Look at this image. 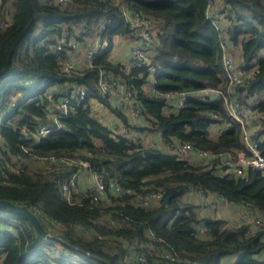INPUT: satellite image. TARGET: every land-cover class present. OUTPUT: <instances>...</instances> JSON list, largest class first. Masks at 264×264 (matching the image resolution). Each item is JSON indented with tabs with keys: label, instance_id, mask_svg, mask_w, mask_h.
Wrapping results in <instances>:
<instances>
[{
	"label": "trees",
	"instance_id": "1",
	"mask_svg": "<svg viewBox=\"0 0 264 264\" xmlns=\"http://www.w3.org/2000/svg\"><path fill=\"white\" fill-rule=\"evenodd\" d=\"M123 5L149 19L156 38L149 62L131 68L110 58L115 36L137 40ZM0 10V18L9 15L0 28V199L27 206L48 234L38 236L24 216L0 208L9 214L0 215L7 230L0 237V264H225L229 258L232 264H264V175L252 168L242 176L224 173L215 156L244 149L239 122L220 96H188L171 110L164 95L226 90L220 43L239 47L240 70L251 74L237 98L240 104L258 99L252 109L264 156V0H2ZM214 13L223 15L218 22H225V36ZM96 34L108 47L91 66L64 71L60 58H68L72 40ZM101 72L131 88L141 122L100 90ZM81 89L86 94L79 99ZM18 91L25 97L10 108L6 97ZM64 95L74 104L55 122L49 112H57L54 104ZM95 100L139 138L113 130L95 114ZM41 123L53 125L37 139ZM215 124L221 126L213 137ZM151 132L169 146L188 142L211 156L203 164L174 149L149 147L140 135ZM79 169L103 179L106 198L94 200L89 190L74 193V201L64 198L60 184L68 180L70 186ZM112 184L123 191L113 192ZM193 191L252 211L260 222L198 216L200 203L185 199ZM152 192L160 198L145 204Z\"/></svg>",
	"mask_w": 264,
	"mask_h": 264
},
{
	"label": "built area",
	"instance_id": "2",
	"mask_svg": "<svg viewBox=\"0 0 264 264\" xmlns=\"http://www.w3.org/2000/svg\"><path fill=\"white\" fill-rule=\"evenodd\" d=\"M57 2H63V0H55ZM2 4V0H0V6ZM122 15L125 21L128 23L129 27L133 30L135 36L137 37V44L134 45L130 50V59L126 64L127 68H131L136 65L138 62L147 63L149 62V55L151 53L152 45L154 44L155 33H154V25L150 22L149 19L145 18L142 13L136 9L130 8L129 6L123 5L121 7ZM1 15V10H0ZM216 20L214 24L216 27L220 29L222 35H226L225 22L219 23L218 21H223L222 13H214ZM9 22V15L5 14L2 18H0V28L5 26ZM103 27V24L100 25ZM99 31V30H98ZM101 32V31H100ZM99 32V33H100ZM67 38V34L63 35V40ZM221 47L224 49V54L222 56V62L225 70V74L228 79V85L226 90L215 89L212 87H204L194 91H169L164 93L165 97L169 100L168 102L172 105L171 110H177L181 108L185 104V100L188 96H195L197 98H205L206 96H210L212 93L215 96H220L224 99L227 111L232 118L237 120L241 127L240 138L244 145V149L237 151L234 154L222 153L218 152L215 156L221 158L223 165V172L226 173L231 172L234 176H242L245 174L246 170L249 168L255 169L264 175V156L261 154L258 147V134L257 129H253L256 120V116L254 114L255 110L252 109L253 105H256L258 102L257 98L250 99L247 104H240L237 98V88L242 85V83L246 80L245 78L251 74V70H239L231 53H229V45L227 40L221 41ZM73 47L76 45V41L72 40ZM108 41L100 36L99 34L94 35L93 41L90 46L87 48L83 60L82 67L91 66L92 60L94 56L106 49L108 47ZM60 63L62 69L64 71L70 72L71 70L78 68L75 64L74 60L70 57L68 58H60ZM156 68L151 67L150 70H155ZM152 81L154 80L153 74L151 75ZM98 86L101 91L104 93H109L111 95L117 96V102L115 106L119 109L128 113L133 122H139L142 117L140 115V108L138 106L137 101L134 98L133 92L129 86H122L119 84V81L115 78H109L108 75L104 72H101L98 79ZM151 90L153 93L157 95H161L154 90L152 87ZM86 91L81 89L79 91V99L84 98ZM25 97L24 94H19L18 97L13 98L11 94L7 95L8 106L10 108L12 105H16ZM70 102L68 96L64 95L59 98V101L55 102L54 107L55 111L50 110L49 116L53 118L56 122V119L63 116L68 112L71 108V105L74 103ZM5 114V112H3ZM3 115V114H2ZM52 123H41L36 137L39 139L42 136H45L51 131ZM113 130L119 133H123L128 137H133L134 139L139 138L135 133L132 135L131 131L123 126L122 121H116L113 125H110ZM123 126V127H122ZM253 134H257V137H253ZM135 135V136H134ZM163 146L165 149H169L172 151L173 149L177 151L182 157L187 158L190 162H199L202 160L203 164H206L208 159L211 156V153L207 150H199L192 147V145L188 142L181 143L177 148L176 146H169L163 140ZM176 148V149H175ZM16 159L21 160L22 157L18 154H14ZM82 164L87 165L86 161H82ZM76 180V181H75ZM75 181V182H74ZM91 181V184H89ZM103 179L96 173L92 171H88L86 169H79L74 172L71 177V185L69 186L68 180L62 182L60 184V190L64 195V198L67 201H74L75 194L80 191H92L93 199H104L106 198V192L104 187ZM111 188L113 192L123 191L119 185L112 184ZM203 198H206L213 207H215L217 199L221 200L225 204H230L226 199H222L216 197L212 194L206 195L200 193ZM159 192H152L146 195L143 198V202L145 204H149L150 202H156L160 198ZM243 215H240L239 218L245 217L246 221L258 224L260 222V218L258 214L251 211L250 214L248 210L244 209ZM238 220V219H237ZM234 221H227L226 224L234 223ZM205 227L202 228V231H205ZM6 229L4 227H0V237H2L6 233ZM140 259L144 260V256L140 255ZM1 261V255H0ZM231 260L229 264H232Z\"/></svg>",
	"mask_w": 264,
	"mask_h": 264
},
{
	"label": "crops",
	"instance_id": "3",
	"mask_svg": "<svg viewBox=\"0 0 264 264\" xmlns=\"http://www.w3.org/2000/svg\"><path fill=\"white\" fill-rule=\"evenodd\" d=\"M93 38H94V36H92V37L86 36V37H84L83 40L77 41L73 50L68 53L69 54L68 57L71 56V59H74L76 64L78 65L83 60L84 54H85L87 48L92 43ZM137 41L138 40H130L128 38H122L119 36H115L114 40H113V46H112V49L110 52V58L114 61H120L123 64L127 63L128 60L130 59V50L134 45L137 44ZM230 49L231 48H229V50ZM237 49H238L237 51L239 54L240 49L238 47H237ZM71 53H73V55H71ZM109 100L113 105H115V103L117 102V96L110 94ZM92 102H93V105L95 107H100L99 108L100 114L98 116H101V118H103V119L106 118L104 120L107 123H108V121L111 122L110 120H113L114 121L113 123L118 121L115 118V116L111 112H109L103 105H101V103H99L97 100L92 101ZM141 120L139 122H141ZM220 126H221L220 124H215L211 128V135L213 137H215L217 135V131L220 128ZM253 129L256 130L257 126L255 125ZM140 137H141V140L144 142V144H146L149 147H163L162 138H161L160 133H158V132L141 133ZM151 143H152V145H151ZM185 199L192 200V201H195V200L198 201L199 200L201 202V208L202 209L205 208V205H206L205 203H209V201L206 198H203L202 196H200L198 191H193V192L186 194ZM215 208H216V210H218V209L219 210L220 209H224V210L230 209L231 212H235L239 215H242L244 213L243 209L240 208L238 205H235L232 203L225 204L219 199H217V201H216ZM201 215L202 216H208L205 212H202ZM210 215H212L214 217L216 216L215 213L210 214ZM231 260L233 261V258H229L227 260V262H225V264L226 263L228 264V262H230Z\"/></svg>",
	"mask_w": 264,
	"mask_h": 264
},
{
	"label": "rangeland",
	"instance_id": "4",
	"mask_svg": "<svg viewBox=\"0 0 264 264\" xmlns=\"http://www.w3.org/2000/svg\"><path fill=\"white\" fill-rule=\"evenodd\" d=\"M216 5H218L217 3H216ZM94 36V35H93ZM231 49L229 50V53H231V55L233 56V58H234V60L236 61V64H237V67H238V69L240 70V65H241V63H240V55L238 54V49L236 48V47H230ZM239 48V47H238ZM264 52V51H263ZM71 55H73V53H71ZM70 58H71V56H70ZM74 60V59H73ZM74 62H75V60H74ZM75 64H76V62H75ZM77 65V64H76ZM78 67H82V61L77 65ZM241 71V70H240ZM22 93V91H18V92H16V93H11V96H12V99L13 98H16V97H18V95L19 94H21ZM23 94V93H22ZM99 108L100 107H95L94 106V112H95V114L96 115H99L100 113H99ZM104 119H106V118H104ZM103 119V120H104ZM105 121V120H104ZM111 122H109L108 121V123L110 124V125H113V120H110ZM119 121V120H118ZM123 127V126H122ZM134 133H132V135H133ZM135 136V135H134ZM151 145H152V143H151ZM201 161V163H202V160H200ZM76 181V180H75ZM74 181V182H75ZM89 184H91V181H89ZM195 202H199L200 203V206L199 207H197V215L198 216H202L201 215V213L202 212H205L207 215H209V216H212V215H210V214H214L215 213V215L218 217V218H222V219H225L226 220V222L227 221H234V220H237L238 218H239V214H237V213H235V212H231V210L230 209H227V210H224V209H218V210H216V208L215 207H213L212 206V204H210V203H205L206 205H205V208L204 209H202L201 208V202L198 200V201H196L195 200ZM215 210V211H214ZM230 210V211H229ZM0 215H3V216H8L9 214L8 213H5V212H0ZM243 215V214H242Z\"/></svg>",
	"mask_w": 264,
	"mask_h": 264
},
{
	"label": "water",
	"instance_id": "5",
	"mask_svg": "<svg viewBox=\"0 0 264 264\" xmlns=\"http://www.w3.org/2000/svg\"><path fill=\"white\" fill-rule=\"evenodd\" d=\"M213 96L214 94L212 93L210 97H213ZM253 137H257V134H253ZM145 153L148 154L150 153V151H145ZM254 172H258V169L255 168ZM166 199L167 198H165L164 200L166 201ZM0 208H8V209H11L21 214L33 226L38 236H41V237L48 236L38 216L33 211H31L27 206L16 204L6 199H0Z\"/></svg>",
	"mask_w": 264,
	"mask_h": 264
}]
</instances>
